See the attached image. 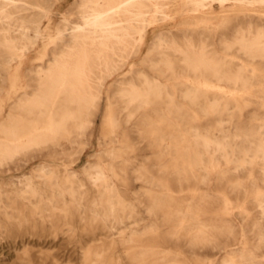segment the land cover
<instances>
[{"label": "rangeland", "instance_id": "obj_1", "mask_svg": "<svg viewBox=\"0 0 264 264\" xmlns=\"http://www.w3.org/2000/svg\"><path fill=\"white\" fill-rule=\"evenodd\" d=\"M12 1L21 14L37 21V30L30 32L36 44L32 50L20 51L19 60L0 67V128L10 110L18 108L17 100L33 93L36 82L31 72L49 65L58 30L65 23L70 28L81 24L84 14L81 0ZM217 1L162 0L160 13L167 19L147 33L141 52L131 56L115 80L147 70L160 34L169 45L162 53L180 73L187 61L181 50L222 61L227 75L238 66L247 73L254 71L258 87L251 88L249 95L239 93L236 123L243 149L255 151L264 138L255 127L264 113V57L262 52L248 57L244 46L246 40L258 39L264 48V0ZM156 16L152 8L150 18ZM187 72L190 76L176 77L181 82L179 90L167 83L171 89L156 109L146 113L145 122L128 128L129 137L118 148L122 155L114 171L110 169L111 148L100 140L104 128L98 115L95 124H90L89 137L80 136L72 143L61 140V146L50 140L26 149L0 168V264H180L192 257L186 249L179 251L180 257L174 255L186 238L195 234L198 242L221 244L220 230L230 224L227 219L240 228L238 215L250 207L234 193L235 179L224 175L227 164L212 163L204 155L196 162L188 150L195 144L193 136L204 135L208 125L212 133L219 125L225 132L230 125L226 106L235 95L225 82H210ZM189 86L203 93L199 101L187 96ZM217 99L221 111L204 112L203 101ZM251 131L257 135L250 137ZM211 151L215 154V149ZM42 166L45 170L36 173L32 184L16 181ZM195 257L200 262L190 264H231L225 252Z\"/></svg>", "mask_w": 264, "mask_h": 264}, {"label": "bare ground", "instance_id": "obj_2", "mask_svg": "<svg viewBox=\"0 0 264 264\" xmlns=\"http://www.w3.org/2000/svg\"><path fill=\"white\" fill-rule=\"evenodd\" d=\"M81 1L83 22L73 28L65 23L58 30L49 65L45 70L31 72V80L36 82L33 93H25L17 100L18 108L10 110L7 122L0 128V168L9 165L28 148L40 147L50 140H57V145L61 146V140L72 143L80 136H88L90 124L98 115L104 128L100 140H103L105 148H111L108 151L112 158L110 169L114 171L122 155L118 153V148H122L129 137L128 128L145 122L146 113L156 109L159 101L171 89L167 83H174L173 87L179 90L181 82L176 77L181 74L190 76L187 70L197 78L225 82L235 95L233 102L225 105L230 125L224 133L220 125L215 133L210 131L208 125L204 135L197 133L192 137L196 139L195 146L189 145L188 150L194 154L193 160L196 162L202 155L212 163L224 161L227 164L224 175L228 174L235 179L232 184L234 193H237V197L242 196L250 208H244L243 214L238 215L240 228H237L234 221L227 219L230 224L220 230L223 243H201L196 240L197 235L193 234L177 247L174 255L179 256V251L183 249L190 251L192 257L184 258L180 264H190V261L199 263L200 260L195 256L200 253L215 257L222 252L230 256L231 264H264V138L259 141L260 149L246 151L239 133L241 128L236 123L241 108L239 93L249 95L251 88L258 87L254 85L257 81L254 71L249 70L247 73L238 66L235 72L227 75L223 73L226 67L222 61H211L206 53L192 54L188 50H181L187 61L185 71L180 73L167 62V56L162 53L169 45L164 39L165 35L160 34L156 38L155 50L149 57L147 70L130 78L115 80L131 56L141 52L147 33L160 20L167 19L165 14L160 13L162 0ZM218 1L223 3V0ZM13 3L12 0H0L1 69L16 61L20 51L32 50L36 44L30 32L37 30V21L21 14ZM199 4L191 6H203ZM152 8L157 12L154 19L150 18ZM245 42L244 54L253 58L262 52L264 57V48H260L258 39ZM187 96L199 101L203 93L195 92L189 86ZM261 102L264 105V100ZM221 105L218 99L213 103L203 101L204 112L207 113L209 110L219 113ZM255 127L264 135V113ZM255 135L257 132L251 131L249 134L250 137ZM213 149L215 154L211 151ZM44 168H36L32 173L15 179L23 186L26 183L32 184L36 180V173L44 171ZM112 185L108 187L110 194L114 192ZM21 192L27 191L21 189ZM242 243L247 246H239Z\"/></svg>", "mask_w": 264, "mask_h": 264}]
</instances>
